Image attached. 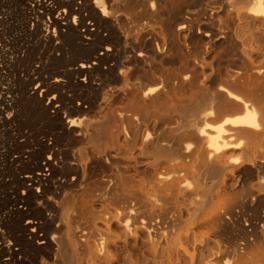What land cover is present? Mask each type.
Masks as SVG:
<instances>
[{
  "label": "bare ground",
  "instance_id": "obj_1",
  "mask_svg": "<svg viewBox=\"0 0 264 264\" xmlns=\"http://www.w3.org/2000/svg\"><path fill=\"white\" fill-rule=\"evenodd\" d=\"M122 239L264 264V0H0V264Z\"/></svg>",
  "mask_w": 264,
  "mask_h": 264
},
{
  "label": "rangeland",
  "instance_id": "obj_2",
  "mask_svg": "<svg viewBox=\"0 0 264 264\" xmlns=\"http://www.w3.org/2000/svg\"><path fill=\"white\" fill-rule=\"evenodd\" d=\"M140 157V156H139ZM141 158V157H140ZM118 232L121 230L116 229ZM189 252L191 254H194L195 260L193 263H190L187 261L183 264H209L208 262V255L210 253V249L214 247V244L210 242L205 248H200L190 243ZM106 257L102 259V261L99 264H152L151 257H147L142 250L139 248H134L132 246L125 245V243L122 241L118 242L117 244L110 243L109 250ZM39 262L43 263L44 260H39ZM236 262L239 263V261L236 258Z\"/></svg>",
  "mask_w": 264,
  "mask_h": 264
}]
</instances>
